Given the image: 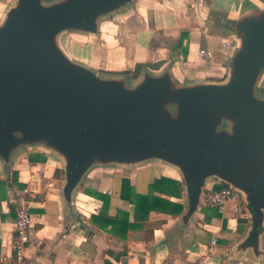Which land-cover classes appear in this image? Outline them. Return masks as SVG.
<instances>
[{
    "label": "water",
    "instance_id": "1",
    "mask_svg": "<svg viewBox=\"0 0 264 264\" xmlns=\"http://www.w3.org/2000/svg\"><path fill=\"white\" fill-rule=\"evenodd\" d=\"M138 0H14L0 24V163L26 149L62 162L70 229L84 233L81 187L109 168L158 163L178 173L186 199L177 233L190 237L206 187L240 196L250 223L230 251L264 264V0H245L214 25L233 40L221 81H190L173 58L134 79L73 58L63 37H98L105 19Z\"/></svg>",
    "mask_w": 264,
    "mask_h": 264
},
{
    "label": "crops",
    "instance_id": "2",
    "mask_svg": "<svg viewBox=\"0 0 264 264\" xmlns=\"http://www.w3.org/2000/svg\"><path fill=\"white\" fill-rule=\"evenodd\" d=\"M181 1L183 0H140L138 4L144 13L142 17L128 16L127 26L123 28L127 31L122 29L119 33L107 34V37L111 35L112 38H118L110 47L122 46V59L129 67L123 72L106 71L137 72L138 75V71L144 68L159 71L166 63L177 58L178 72L187 80H223L228 71L234 42L230 36L216 28L214 14L221 17L233 15L245 0H187L189 2L186 5ZM151 2L159 6L152 7ZM167 4L182 13L193 9L201 24L193 26L194 20L188 15L179 19L174 12L163 11L162 6ZM103 24L99 36L108 31V26L103 28ZM136 24L140 27H133ZM170 31H176V35L165 38L164 32ZM171 38L176 39L172 47L173 54L167 48L161 49L164 40H172ZM181 38L182 45L179 47ZM121 42L124 44L121 45ZM64 47L70 54L65 43ZM200 49L211 51L214 58L210 62H204L198 56ZM211 74L220 76L213 77ZM31 157L35 162L30 161ZM164 169L171 174L157 175L155 170L152 173L149 169H142L147 172L139 175V182L132 184L139 193L146 195L149 193L148 186L152 177L166 176L180 183L178 173ZM97 174L87 181L90 182ZM143 174L151 177L147 175L146 184ZM63 175L60 159L37 149L19 152L7 170L0 163V257L10 256L13 250L15 195L18 190L29 188L34 195L31 215L35 232L32 245L27 251L30 264H194L196 261H200V264H259L251 256L234 259L230 255V251L246 236L250 227L241 198L239 203L231 201L224 215L202 203L192 218L190 237L183 238L177 231L186 208L184 191H181L180 198L158 194L182 203L181 214L170 216L152 213L142 229L131 230L126 238L121 239L100 230L91 222V216L99 213L100 205L84 193L85 189L78 192L76 200V209L85 221L84 233L70 229V219L66 215L61 196ZM115 181L103 185L104 188L100 185L96 187L95 182V185L87 184V188L110 197L109 215L112 217L119 209L131 212V205L120 199L121 179L118 191H115ZM217 186L222 185L209 183L206 190H217ZM204 192L206 194L208 191ZM237 205L242 209L241 212L235 211ZM214 240H217L215 245L212 244ZM262 247L264 249V233Z\"/></svg>",
    "mask_w": 264,
    "mask_h": 264
},
{
    "label": "rangeland",
    "instance_id": "3",
    "mask_svg": "<svg viewBox=\"0 0 264 264\" xmlns=\"http://www.w3.org/2000/svg\"><path fill=\"white\" fill-rule=\"evenodd\" d=\"M14 0H0V24L4 19L5 12L7 9L11 6L12 2ZM140 1V0H139ZM137 2V4L139 3ZM183 4H187L189 1L183 0L181 1ZM136 4V5H137ZM152 7L154 5L159 6L157 3L151 2ZM138 8L136 9V6L133 9H130L129 11H125V13L114 15L108 19L104 20L103 28L107 25L108 26V31H106V34L102 33L98 37L94 36H86L83 34L79 33H71V34H66L63 37V42L68 46L70 50V55L75 58L76 60L88 65L89 67H92L99 72L103 73H109L106 70L109 71H124L126 70L129 66H126L123 62L122 56H123V49L122 46H118L116 48H112L110 46H113L116 41H118V38H112V34L119 33L125 26H127V18H129L131 15L136 18L142 17L144 14L139 7V4L137 6ZM163 11L166 12H174L176 16L181 19L185 18L187 15L191 20H194L193 26H199L201 22L198 20V17L196 13L193 11V9H188L185 12H181V10H174L171 8L170 5H164L162 6ZM125 16V17H124ZM127 16V17H126ZM129 16V17H128ZM132 17V18H133ZM106 23V24H105ZM135 28L140 27L139 25L133 26ZM125 30V29H123ZM127 31V30H125ZM196 32V30H194ZM108 32V33H107ZM107 34H111L110 37H107ZM176 35V31H170V32H164L163 36L166 37H174ZM172 39V38H171ZM176 42V39L172 40H164L163 47L161 49L169 50V53L173 54L172 47L174 46ZM124 42H121V45H123ZM165 51V50H164ZM89 56V58H88ZM126 58V57H125ZM140 71H138L139 73ZM134 72L130 73H120V74H125L127 75L130 79H134L137 75L133 76ZM213 77H219V74H211ZM264 86V85H263ZM164 166L158 163H151L147 165H142L138 166L135 168H109L107 170H103L98 172L97 175L94 176L90 180V182H86L81 187V190L86 189L87 184L92 185L94 182L96 183V187L99 185L102 187L103 185H108L114 182L115 180V191H118L119 188V180L122 178H129L133 184L139 182L138 177L139 175H142V173L147 172L146 170L149 169L152 173L155 170L157 175L159 173H164L165 175H170L171 173L167 170H165ZM146 169V170H142ZM145 175V174H143ZM148 175V174H147ZM145 175L144 177V182L145 184L147 183L148 177L150 175ZM151 178V177H149ZM95 185V184H94ZM136 187V186H135ZM104 188V187H102ZM115 201V199H114Z\"/></svg>",
    "mask_w": 264,
    "mask_h": 264
},
{
    "label": "trees",
    "instance_id": "4",
    "mask_svg": "<svg viewBox=\"0 0 264 264\" xmlns=\"http://www.w3.org/2000/svg\"><path fill=\"white\" fill-rule=\"evenodd\" d=\"M178 43L180 47L182 45V38ZM136 74L137 72H134L132 75L135 76ZM30 161L35 162V159L31 157ZM223 187L225 186H217L216 189L220 190ZM148 189L149 193L143 195L138 192L129 178H122L120 199L131 205V212L119 209L116 215L112 217L109 215L110 197L102 192L86 188L84 193L100 205L99 213L91 216V222L100 230L107 231L116 237L124 239L129 231L142 229L152 213L170 216L181 214L183 211L182 203L160 196L181 197V186L176 179L166 176L152 177ZM109 227L110 229H108Z\"/></svg>",
    "mask_w": 264,
    "mask_h": 264
},
{
    "label": "built area",
    "instance_id": "5",
    "mask_svg": "<svg viewBox=\"0 0 264 264\" xmlns=\"http://www.w3.org/2000/svg\"><path fill=\"white\" fill-rule=\"evenodd\" d=\"M198 56L204 62H210L214 58V54L207 49H200ZM203 200V205L210 209L216 210L220 215H224L226 207L231 201L239 203V195L230 187H223L220 190L210 188ZM34 195L29 188L18 190L15 195L16 220L14 223L13 250L10 256L2 255L0 264H30L27 251L32 245L35 232L33 230L31 204ZM235 211L241 212L242 209L237 205ZM217 240L213 241V245ZM194 264H200L196 261Z\"/></svg>",
    "mask_w": 264,
    "mask_h": 264
},
{
    "label": "bare ground",
    "instance_id": "6",
    "mask_svg": "<svg viewBox=\"0 0 264 264\" xmlns=\"http://www.w3.org/2000/svg\"><path fill=\"white\" fill-rule=\"evenodd\" d=\"M106 24V23H105ZM78 198V197H77Z\"/></svg>",
    "mask_w": 264,
    "mask_h": 264
}]
</instances>
